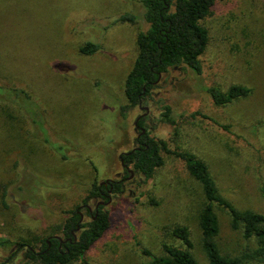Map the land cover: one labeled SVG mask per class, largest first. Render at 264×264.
<instances>
[{
  "label": "rangeland",
  "instance_id": "rangeland-1",
  "mask_svg": "<svg viewBox=\"0 0 264 264\" xmlns=\"http://www.w3.org/2000/svg\"><path fill=\"white\" fill-rule=\"evenodd\" d=\"M144 11L139 0H0V85L27 91L32 100L22 108L39 117L37 126L0 99V240L10 241L0 244V264H43L27 257L28 246L38 250L40 239L60 232L68 210L81 206L88 222L84 198L95 182L111 180H122L124 191L106 203L113 224L87 252L90 264H152L142 250L163 255L165 244L181 246L172 233L179 225L189 228L192 251L205 264V199L183 160L165 153L147 181L122 158L142 129L204 159L236 207L264 213V0H215L204 22L210 42L202 73L171 69L147 100L123 113ZM125 13L138 22L114 23ZM88 41L100 49L80 53ZM234 84L251 94L219 106L206 90ZM166 106L174 126L163 121ZM98 202H88L91 212ZM216 212L224 254L253 247L225 209Z\"/></svg>",
  "mask_w": 264,
  "mask_h": 264
},
{
  "label": "trees",
  "instance_id": "trees-1",
  "mask_svg": "<svg viewBox=\"0 0 264 264\" xmlns=\"http://www.w3.org/2000/svg\"><path fill=\"white\" fill-rule=\"evenodd\" d=\"M139 1L145 9L144 19L147 28L139 31L137 35L138 55L125 81L128 103L123 106V113L147 100L162 74L171 69L180 68L201 74L203 71L201 56L210 42L209 29L204 22L212 14L215 0ZM116 22L138 21L134 14L125 13L118 16L114 20V23ZM100 46L98 43L88 41L80 47V53L94 54ZM206 90L212 101L219 106L248 97L252 92L250 87L242 84L231 85L226 90L218 86H207ZM0 99L17 104L34 124H38L39 117L36 113L26 110V101L31 102L32 98L24 89L0 85ZM22 105L26 108H22ZM162 117L166 124L174 126L177 123L172 117L171 106L165 107ZM138 119L137 124L142 126L144 117ZM45 140L48 141L46 138ZM138 143V146L125 152L122 158L126 163L133 164L135 170L141 173L145 180L153 179L157 170L165 164L166 153L183 160L190 176L201 186L205 200L199 215V226L202 248L207 257L205 264H264V213L252 209H240L224 197L211 173L210 166L193 152L172 149L167 140L153 136L149 131L142 133ZM123 191L122 180H111L105 184L95 182L83 203L87 205L91 199L104 203L96 206L94 212L88 209L91 219L88 222L81 220V206L66 211L69 216L60 227V232L40 239L38 250L32 245L28 246L27 257L43 264H72L76 261L90 264L86 258L87 252L113 224L106 203L112 199L111 194H121ZM216 207L227 211L232 228L240 230L248 242L255 244L253 247L250 245L241 254L235 256L221 251L217 242L220 220ZM79 226L80 230H77ZM172 233L182 241L181 246L165 244L163 255L153 254L148 249L142 250L151 258L152 264H200L192 251L194 243L189 228L186 225H179L172 229ZM9 242L8 239L0 240L2 245Z\"/></svg>",
  "mask_w": 264,
  "mask_h": 264
},
{
  "label": "water",
  "instance_id": "water-1",
  "mask_svg": "<svg viewBox=\"0 0 264 264\" xmlns=\"http://www.w3.org/2000/svg\"><path fill=\"white\" fill-rule=\"evenodd\" d=\"M138 120H139V119H137L136 124L138 123ZM144 132H145V130L143 129V130H142V133H144ZM103 203H104L103 201H100V202H98L97 206L100 205V204H103ZM81 220L83 221V216H82V219H81ZM77 230H80V226L78 227Z\"/></svg>",
  "mask_w": 264,
  "mask_h": 264
},
{
  "label": "flooded vegetation",
  "instance_id": "flooded-vegetation-1",
  "mask_svg": "<svg viewBox=\"0 0 264 264\" xmlns=\"http://www.w3.org/2000/svg\"><path fill=\"white\" fill-rule=\"evenodd\" d=\"M137 126H138V127H140V128H142V127H141V125H138V124H137ZM140 136H141V135H139V137H138V138H140ZM85 206H87V209H89V210H90V212H91V208H90L88 205H85ZM81 213H82V212H81ZM82 216H84V214H83V213H82Z\"/></svg>",
  "mask_w": 264,
  "mask_h": 264
}]
</instances>
